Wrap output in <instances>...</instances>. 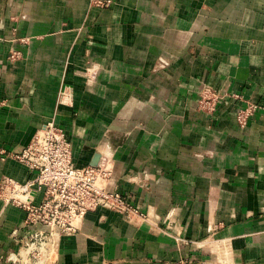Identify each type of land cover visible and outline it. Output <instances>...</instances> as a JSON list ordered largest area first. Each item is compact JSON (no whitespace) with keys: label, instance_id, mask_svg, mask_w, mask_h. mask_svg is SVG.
I'll list each match as a JSON object with an SVG mask.
<instances>
[{"label":"crops","instance_id":"0c3cea01","mask_svg":"<svg viewBox=\"0 0 264 264\" xmlns=\"http://www.w3.org/2000/svg\"><path fill=\"white\" fill-rule=\"evenodd\" d=\"M49 121L143 215L88 213L56 264H264V0H0V188ZM26 216L0 198V264Z\"/></svg>","mask_w":264,"mask_h":264},{"label":"built area","instance_id":"2783aa9c","mask_svg":"<svg viewBox=\"0 0 264 264\" xmlns=\"http://www.w3.org/2000/svg\"><path fill=\"white\" fill-rule=\"evenodd\" d=\"M201 97L205 104L220 99L217 93ZM254 108L250 105L238 115L242 128ZM13 158L35 173V178L26 183L6 179L0 188V198L26 211L24 227L30 229L19 251L8 256L11 264H56L61 237L77 234L87 214L99 208L143 216L110 189L113 172L109 157L102 156L96 166L76 167L66 132L54 121L46 123L31 144Z\"/></svg>","mask_w":264,"mask_h":264},{"label":"water","instance_id":"95a60500","mask_svg":"<svg viewBox=\"0 0 264 264\" xmlns=\"http://www.w3.org/2000/svg\"><path fill=\"white\" fill-rule=\"evenodd\" d=\"M96 165H97V162L93 163V165H92V166H96Z\"/></svg>","mask_w":264,"mask_h":264}]
</instances>
